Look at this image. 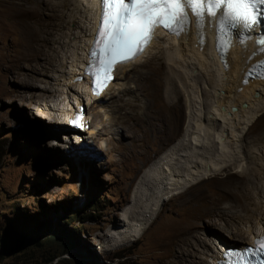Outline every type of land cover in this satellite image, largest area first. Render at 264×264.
I'll use <instances>...</instances> for the list:
<instances>
[{
	"label": "bare ground",
	"instance_id": "1",
	"mask_svg": "<svg viewBox=\"0 0 264 264\" xmlns=\"http://www.w3.org/2000/svg\"><path fill=\"white\" fill-rule=\"evenodd\" d=\"M3 7L7 10L0 17L4 34H15L21 40L20 54L12 62L20 69L25 64L40 62L45 65L46 75L56 68L57 63L60 64V69L56 71L60 75L54 78V84L66 95L64 102L67 105L61 107L62 104L56 102L53 107L58 108L59 115L63 114V125L68 116L75 114L76 104L87 101V107L92 108L95 103L109 97L113 89L122 90L123 76H127L133 66L147 62L155 49L160 55L151 62L149 70L139 77L142 92L147 97V106H150L157 92L164 89L168 104L175 106L179 103L180 106H177L180 109L184 99L186 118L182 123L184 132L181 135L178 130L181 119L178 116L175 118L168 111L166 114L161 108L154 114H150L148 109L145 111L146 126L153 136L147 141L163 144L172 138L174 144L138 177L131 200L122 210V220H118L123 222V227H119L121 223L114 219L109 234L104 236L108 245L127 240L139 242L164 212L165 202L186 195L205 180L220 174H223L222 186L215 197L199 193L194 201L187 197L182 198V203L196 202L197 207L206 203L204 214L224 220L226 228L231 230L230 234L234 230L241 236L248 235L249 241L242 248L253 243L264 230V128L261 132L258 128L253 130L264 119V77L251 79L249 73L261 60L260 56H256L259 52L256 40L264 36L262 28H255L250 33L245 40L247 48L238 34H232L225 55L218 54L217 26L210 22L200 34L195 22L190 31L186 30L182 35L156 30L147 50L136 57L133 63L117 67L114 81L96 100L90 97L87 79H81L87 52L99 24V1L2 0L0 9ZM78 80L81 82L76 83ZM47 87H44L40 96L45 98L44 102H47L46 95L51 91ZM50 106L48 111L53 116L52 110L57 109ZM48 116L43 109H38L36 113V118L57 125L48 129L57 136L62 130L56 121H60V116L56 120H53L56 117ZM37 123L41 124L39 121ZM105 123L108 132H111L113 122L108 120ZM258 131L260 133L254 135ZM87 134L93 135L95 130L90 127V131L85 133L89 138ZM64 140L76 150L89 144L84 140L79 145L80 139L74 141L69 135L64 136ZM99 150L103 151L104 145ZM224 203L228 204V213L222 210V214L219 211L224 208L219 206ZM198 221L192 219L178 224L171 238L174 253L166 264H216L220 259L217 250L223 252L225 248H231L215 237L212 242L215 250L203 252L204 256L199 258L193 255L191 239ZM239 224L241 228H238ZM209 230L212 232L213 229ZM201 244L204 248L209 245L205 241ZM219 244L221 246L218 247Z\"/></svg>",
	"mask_w": 264,
	"mask_h": 264
},
{
	"label": "rangeland",
	"instance_id": "2",
	"mask_svg": "<svg viewBox=\"0 0 264 264\" xmlns=\"http://www.w3.org/2000/svg\"><path fill=\"white\" fill-rule=\"evenodd\" d=\"M2 9L1 18L7 12ZM3 30L0 22V264H166L174 253L171 238L176 227L192 219L199 220L191 239V251L198 258L215 250V237L231 247H241L249 241L248 235L243 237L234 230L230 234L220 217L204 214L206 203L201 207L192 201L182 203V198L187 197L194 201L199 193L215 197L222 186L220 174L186 195L165 202L164 212L139 242L127 240L108 245L104 236L109 234L114 219L123 227L118 220H122V210L131 200L138 177L174 144L172 138L163 144L147 141L152 133L146 126L145 111L154 114L161 108L166 114L168 111L171 116H178L181 135L186 118L184 99L180 109L179 103L169 105L164 89L147 106L139 77L160 55L158 49L153 50L147 62L133 66L123 76L122 90L113 89L109 97L87 107L95 134H87L91 157L88 153L78 160L65 152L63 114L59 115L58 108L53 107L56 102L61 107L67 105L66 95L54 84V78L60 75L56 72L60 64L47 75L40 62L18 68L12 60L20 54L21 40L15 34L5 35ZM44 87L51 90L46 95L47 102L40 98ZM49 105L57 109L52 110L53 116ZM38 109L56 117L53 120L60 116V121H56L62 130L57 136L48 130L57 125L36 118ZM108 120L114 125L111 132L105 123ZM256 128L261 132L264 119L253 130ZM103 145L104 150L98 151ZM227 207V203L221 204L219 208L224 209L219 212L228 213ZM237 226L241 228L240 224ZM60 236L69 239L68 247ZM202 241L209 244L207 248L200 245ZM164 252L167 255H162Z\"/></svg>",
	"mask_w": 264,
	"mask_h": 264
},
{
	"label": "snow or ice",
	"instance_id": "3",
	"mask_svg": "<svg viewBox=\"0 0 264 264\" xmlns=\"http://www.w3.org/2000/svg\"><path fill=\"white\" fill-rule=\"evenodd\" d=\"M261 3L264 0H101L100 25L85 70L93 78L94 94L99 95L114 78L117 63H129L143 54L158 26L174 35H182L190 31L194 16L198 34L209 22L217 26L218 36L229 26L251 32L257 24L264 23L258 12ZM242 43L247 48V42ZM256 43L264 53V36ZM82 119L78 113L75 120L69 122L77 123ZM84 151L87 152L86 146ZM255 245L246 247L239 258L230 260L229 264H264V236L258 237ZM230 255L226 252L225 258ZM220 264H225L224 260Z\"/></svg>",
	"mask_w": 264,
	"mask_h": 264
},
{
	"label": "clouds",
	"instance_id": "4",
	"mask_svg": "<svg viewBox=\"0 0 264 264\" xmlns=\"http://www.w3.org/2000/svg\"><path fill=\"white\" fill-rule=\"evenodd\" d=\"M90 127H91V125H90ZM63 128H65V132L67 133L66 135H64V134H61V136H70V137H72L71 135H73L72 133H74V132H72V129L71 128H69V126H67V125H65ZM88 143V142H87ZM88 145V144H87ZM89 146V145H88ZM66 147H67V149H66V151L65 152H72L71 154H69L70 156H73V157H75V158H78V159H81L82 157L81 156H77V154H74L75 153V151L76 152H78V149L76 150V148L75 147H73V146H69V144L67 143V145H66ZM89 155H90V153H89ZM91 157V156H90ZM77 160V159H76Z\"/></svg>",
	"mask_w": 264,
	"mask_h": 264
},
{
	"label": "trees",
	"instance_id": "5",
	"mask_svg": "<svg viewBox=\"0 0 264 264\" xmlns=\"http://www.w3.org/2000/svg\"><path fill=\"white\" fill-rule=\"evenodd\" d=\"M93 203L91 202V205H92ZM58 237V236H57ZM59 239H61L60 241L61 242H63L64 243V246H69V244H68V241H69V239H67V237H65V236H60L59 237ZM59 239H57L56 241H59ZM49 242H51L53 239H47ZM50 261H52V260H50Z\"/></svg>",
	"mask_w": 264,
	"mask_h": 264
}]
</instances>
